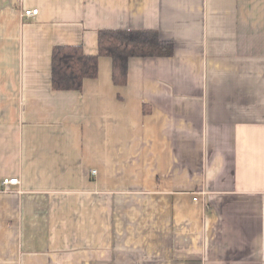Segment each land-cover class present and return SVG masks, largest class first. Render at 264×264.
I'll list each match as a JSON object with an SVG mask.
<instances>
[{"label":"crops","instance_id":"0c3cea01","mask_svg":"<svg viewBox=\"0 0 264 264\" xmlns=\"http://www.w3.org/2000/svg\"><path fill=\"white\" fill-rule=\"evenodd\" d=\"M100 29L173 54L54 90ZM0 264H264V0H0Z\"/></svg>","mask_w":264,"mask_h":264},{"label":"trees","instance_id":"16d2710c","mask_svg":"<svg viewBox=\"0 0 264 264\" xmlns=\"http://www.w3.org/2000/svg\"><path fill=\"white\" fill-rule=\"evenodd\" d=\"M98 51L87 55L81 45H57L51 52V87L54 90H80L84 79L98 75V58L111 59V77L115 85H124L131 57L170 56L173 44L161 40L154 30L100 29Z\"/></svg>","mask_w":264,"mask_h":264},{"label":"built area","instance_id":"2783aa9c","mask_svg":"<svg viewBox=\"0 0 264 264\" xmlns=\"http://www.w3.org/2000/svg\"><path fill=\"white\" fill-rule=\"evenodd\" d=\"M37 9H28V10H24L21 14L22 17H30V16H34L37 14ZM19 183V180L17 178H7V179H3L2 180V184L6 187V189H9L8 186L12 185V184H17ZM194 200H196V198H194Z\"/></svg>","mask_w":264,"mask_h":264}]
</instances>
